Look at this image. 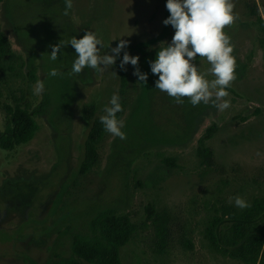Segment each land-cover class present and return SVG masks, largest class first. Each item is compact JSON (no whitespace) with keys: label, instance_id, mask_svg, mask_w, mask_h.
<instances>
[{"label":"rangeland","instance_id":"374dc122","mask_svg":"<svg viewBox=\"0 0 264 264\" xmlns=\"http://www.w3.org/2000/svg\"><path fill=\"white\" fill-rule=\"evenodd\" d=\"M232 3L237 18L224 32L234 46L236 79L220 100L218 88L210 89L217 104L230 101L221 110L212 101L194 107L187 97L177 104L155 88L158 76L148 62L175 31L162 23L169 16L166 0H73L68 15L65 0H3L0 28L12 53L0 59V134L4 105L43 110L34 117L32 140L12 150L0 147V264H54L69 257L72 237L91 236L90 220L105 209L137 226L119 249L121 264H242L205 237L208 222L222 217L225 206L241 209L235 197L248 204L264 199V32L258 23L264 22V0ZM86 31L102 41L101 55L112 54L119 40L129 41L110 69L71 72L77 57L68 43ZM57 43L68 45L52 61L50 45ZM124 51L139 56L147 81L125 65L117 119L125 122L126 139L105 130L97 163L81 174L89 129L83 108L93 104L96 116L105 115L111 96L119 95ZM195 63L209 82L216 78L206 58L197 56ZM54 68L61 75L50 76ZM41 80L44 90L35 94ZM212 124L218 128L205 142L206 163L197 146ZM155 218L164 225L158 235ZM227 223L223 219L219 228Z\"/></svg>","mask_w":264,"mask_h":264},{"label":"clouds","instance_id":"9594fccd","mask_svg":"<svg viewBox=\"0 0 264 264\" xmlns=\"http://www.w3.org/2000/svg\"><path fill=\"white\" fill-rule=\"evenodd\" d=\"M73 7V0H65L64 15ZM166 9L169 16L162 21L167 26L171 25L175 30L171 42H163L165 46L159 47L156 58L149 61L152 74L157 75L155 88L166 92L175 99L177 104L183 103V97L190 100L192 106L210 101L221 110L230 107V101L224 100L217 104L212 100L210 89H217L216 100L227 97L226 89L236 79V60L232 55L234 46L230 43V37L225 34L224 28L231 25L237 18L233 12L235 5L232 0H166ZM68 44L75 49L76 59L71 68L73 74H80L85 68H91L98 73L110 69L122 50L126 49L129 41L119 40L115 48H111L112 54H100L102 41L96 33L86 31L82 38H71ZM67 44V45H68ZM62 45L57 43L50 45V59L57 60ZM97 45H100L98 48ZM197 56L204 57L211 64L210 72L216 77L209 82L205 79V73L198 71L195 63ZM139 56L129 55L124 51L120 60L121 70L126 71V64L135 66L133 75L140 82L147 81V73H142L138 67ZM115 75V73L113 72ZM50 76L61 75L57 69H52ZM44 90V82L37 81L35 94ZM110 107H105V115L100 117L104 129L121 140L126 139L122 131L125 122L117 119V113L121 112L120 97L114 93L109 101ZM237 207L244 209L249 207L248 202L237 196L234 198Z\"/></svg>","mask_w":264,"mask_h":264},{"label":"trees","instance_id":"16d2710c","mask_svg":"<svg viewBox=\"0 0 264 264\" xmlns=\"http://www.w3.org/2000/svg\"><path fill=\"white\" fill-rule=\"evenodd\" d=\"M3 0H0V6ZM259 28L264 32V22L258 19ZM264 44V40L262 41ZM12 53L8 38L0 28V59ZM121 88L119 90L120 103L123 109V91L125 75L119 70ZM31 80L34 79V71L28 73ZM43 108L29 111L17 103L14 108L4 105L6 128L0 134V147L4 150H12L15 146L26 144L34 137L38 130V124L34 117L40 115ZM83 118L89 123V129L83 143V160L79 167L81 174L89 171L98 158L97 147L105 133L100 121L101 116H96L93 104L83 108ZM123 110L117 113V118ZM217 125H210L203 137L199 140L197 154L206 163L210 162V151L205 142L212 138L217 130ZM168 164L173 160H165ZM249 207L234 209L225 206L222 217L214 215L205 229V237L214 250L222 253L232 260L242 264H264V199L254 200ZM151 217L153 210L146 208ZM229 223L222 225L223 219ZM167 220V219H166ZM157 235L163 231L164 225L157 218L154 219ZM92 235L89 237L74 235L71 241V255L60 258L54 264H82V260L90 264H121L119 249L128 243L136 230L126 216H117L112 209H105L96 213L89 223ZM166 226V222H165Z\"/></svg>","mask_w":264,"mask_h":264}]
</instances>
